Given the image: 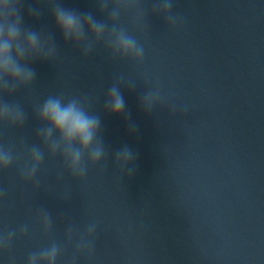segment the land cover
<instances>
[{"label": "clouds", "instance_id": "obj_1", "mask_svg": "<svg viewBox=\"0 0 264 264\" xmlns=\"http://www.w3.org/2000/svg\"><path fill=\"white\" fill-rule=\"evenodd\" d=\"M47 6L56 29L65 44H72L81 50L84 57L90 55L97 46L111 56L113 60L142 64L145 48L138 33L146 30L147 9L144 0H94L106 19L98 20L92 12H79L64 7L61 0H40ZM26 0H0V124L13 128H22L27 120L24 109L18 103H10L5 97L13 96L20 89L30 88L36 80L33 65L37 62L52 63L58 49L50 34L38 31L25 22ZM174 0H157L151 9L152 14L162 16L171 29L183 27L184 18L173 14ZM29 18H39L41 10L28 7ZM130 17L131 23L124 24L122 17ZM147 85V82H144ZM133 89L135 82H129L121 74L111 84L104 102L106 112L124 116L125 100L121 86ZM140 106L146 114H152L157 107L164 109L165 102L159 88H149L140 98ZM93 104L86 97L49 95L35 111L41 127L36 130L39 145L28 147L22 142L20 151L13 147L0 145V172L8 170L14 162H20V178L32 184L34 190L40 187L37 179L45 152L59 159L63 165L62 178L66 172L74 181L84 182L91 169L109 168L110 152L101 137V119L93 112ZM170 117L176 116L175 106L167 109ZM130 133H135L136 125L129 123ZM136 153L124 146L112 157L113 168L117 170V180L121 184L125 178H131L136 172ZM4 191L0 190V198ZM70 199V194L64 197ZM45 235L52 230L51 214L41 209L36 215ZM98 221H90L83 231L69 224L65 233L63 248L75 246L69 264H77L81 256L89 260L94 255ZM28 233L27 225L19 228V235ZM16 231L0 233V252L11 249ZM62 246L56 241L38 251L31 252L26 264H57L62 255Z\"/></svg>", "mask_w": 264, "mask_h": 264}]
</instances>
